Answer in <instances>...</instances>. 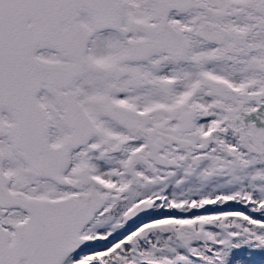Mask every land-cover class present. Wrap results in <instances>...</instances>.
<instances>
[{"label":"snow or ice","instance_id":"6c2138e0","mask_svg":"<svg viewBox=\"0 0 264 264\" xmlns=\"http://www.w3.org/2000/svg\"><path fill=\"white\" fill-rule=\"evenodd\" d=\"M0 264H264V0H0Z\"/></svg>","mask_w":264,"mask_h":264}]
</instances>
